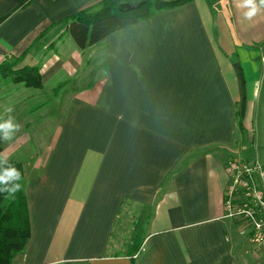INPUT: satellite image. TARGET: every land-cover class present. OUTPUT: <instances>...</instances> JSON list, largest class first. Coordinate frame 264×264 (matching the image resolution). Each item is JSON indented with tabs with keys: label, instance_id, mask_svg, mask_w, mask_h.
<instances>
[{
	"label": "crops",
	"instance_id": "crops-1",
	"mask_svg": "<svg viewBox=\"0 0 264 264\" xmlns=\"http://www.w3.org/2000/svg\"><path fill=\"white\" fill-rule=\"evenodd\" d=\"M99 1L0 0V65L42 83L0 88L30 225L13 264H255L225 166L264 164V12L192 0L81 50L64 18Z\"/></svg>",
	"mask_w": 264,
	"mask_h": 264
},
{
	"label": "trees",
	"instance_id": "trees-1",
	"mask_svg": "<svg viewBox=\"0 0 264 264\" xmlns=\"http://www.w3.org/2000/svg\"><path fill=\"white\" fill-rule=\"evenodd\" d=\"M192 0H100L64 18L66 32L79 49L101 43L109 34L148 19L167 9ZM213 4L216 0H205ZM93 8L95 10L93 11ZM21 58L0 65V79L23 83L28 88H41L38 66L16 67ZM22 172V166L11 160ZM0 193V264H13L29 239L30 225L26 197L22 190L14 197Z\"/></svg>",
	"mask_w": 264,
	"mask_h": 264
},
{
	"label": "built area",
	"instance_id": "built-area-1",
	"mask_svg": "<svg viewBox=\"0 0 264 264\" xmlns=\"http://www.w3.org/2000/svg\"><path fill=\"white\" fill-rule=\"evenodd\" d=\"M225 170L226 216L248 228L255 264H264V164L234 159L227 162Z\"/></svg>",
	"mask_w": 264,
	"mask_h": 264
},
{
	"label": "clouds",
	"instance_id": "clouds-1",
	"mask_svg": "<svg viewBox=\"0 0 264 264\" xmlns=\"http://www.w3.org/2000/svg\"><path fill=\"white\" fill-rule=\"evenodd\" d=\"M234 7L241 12L242 20L251 21L260 13L264 12V0H234ZM12 106H6L4 113L0 115V141H13L17 133L21 130V125L12 115ZM23 176L20 169L13 163L9 155L0 152V193H4L5 198L14 197L22 190Z\"/></svg>",
	"mask_w": 264,
	"mask_h": 264
},
{
	"label": "rangeland",
	"instance_id": "rangeland-1",
	"mask_svg": "<svg viewBox=\"0 0 264 264\" xmlns=\"http://www.w3.org/2000/svg\"><path fill=\"white\" fill-rule=\"evenodd\" d=\"M95 10V8H93V11ZM16 67H18L16 65ZM8 83L9 87L10 88H14L15 84H23V83H15L13 81H11L10 79H5V80H1L0 79V88L3 87L4 84ZM24 85V84H23ZM9 93L12 92V91H8ZM19 94V93H18ZM24 98H19L21 99V105L18 106V109L19 110H27L29 106H32L34 104V100H37V97L33 98V99H28V98H25L26 96H23ZM45 98V97H44ZM17 108V107H16ZM41 136H47V135H41ZM235 158L231 159V160H234ZM238 159V158H236ZM245 161V160H243ZM22 183V186H23V180L21 181ZM238 222H241L238 220ZM244 245H242V248H243V253L246 254V255H250L253 259H254V254L252 253V250H251V246H250V243L247 239V241L245 240Z\"/></svg>",
	"mask_w": 264,
	"mask_h": 264
}]
</instances>
